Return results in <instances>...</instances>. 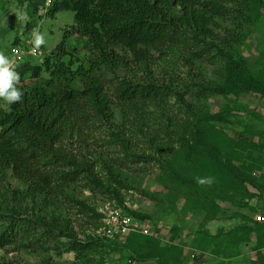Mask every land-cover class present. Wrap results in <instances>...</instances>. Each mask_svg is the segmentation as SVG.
Listing matches in <instances>:
<instances>
[{"label": "trees", "instance_id": "obj_1", "mask_svg": "<svg viewBox=\"0 0 264 264\" xmlns=\"http://www.w3.org/2000/svg\"><path fill=\"white\" fill-rule=\"evenodd\" d=\"M59 11L74 12L76 24L41 63L27 60L15 69L16 87L24 95L7 109L0 108V248L32 253L42 264L66 251L75 254V264H86L100 248L125 253L139 263L184 264L182 246H163L154 235L102 239L87 234L101 225L103 215L76 198L79 184L114 190L122 199L108 179L98 175L100 159L88 157L81 127L98 132L111 128L115 144H125L129 134L135 135L134 124L144 133L148 105H162L185 91L194 101L191 122L175 142L165 144L174 146L175 158L166 164L174 179L202 187L186 170L219 168L222 183L231 186V200L252 196L246 183L261 190L244 158L236 155L242 167L234 165L229 139L217 127L216 122H229L231 111L211 113L204 102L214 94L264 97V77L254 73L243 51L253 28L264 20V0H53L47 16ZM37 25V20H29L25 31ZM73 35L86 38L87 64L75 66L73 57L64 59L70 55L66 46ZM68 202L89 215L91 227L82 232L84 239L67 222ZM124 209L138 219L147 218ZM260 259L264 264V256ZM2 264L13 262L4 259Z\"/></svg>", "mask_w": 264, "mask_h": 264}, {"label": "rangeland", "instance_id": "obj_2", "mask_svg": "<svg viewBox=\"0 0 264 264\" xmlns=\"http://www.w3.org/2000/svg\"><path fill=\"white\" fill-rule=\"evenodd\" d=\"M44 2L0 0V51L8 56L16 40H32V31H25L27 22L32 19L38 21L37 28L45 35L46 43L40 46L44 51L51 53L63 41L67 31L76 24L75 14L59 11L54 17L47 16ZM18 13L22 15L18 16ZM85 43L83 36H70L66 46L70 55L64 59L68 61L73 57L77 62L75 66L87 64ZM243 51L254 73L264 77V73H260L264 66V20L253 28ZM43 57H31L30 61L41 63ZM27 82H31L28 77ZM184 93V96L164 100L162 105H148L142 122L144 133L138 123L134 124L131 129L135 135L129 134L125 144H115L111 128L98 132L88 127L82 130L81 127L87 139L88 157L94 162L100 159L95 167L98 175L108 179V184L120 192L122 201L114 190L109 192L98 186L83 188L85 182L79 184L81 186L75 189L74 194L79 200L96 206L98 211L109 202L147 215L144 220L150 221L152 232L163 246L177 244L183 247L184 264H262L264 231L260 228L264 224L259 217L264 212V97L256 93H243L239 97L214 94L204 102L211 113L225 109L231 111L229 122H216L217 127L223 129L229 139L234 165L242 167L235 161L236 155L244 158L248 168L253 170L252 177L261 187L258 190L246 183L252 196L234 201L229 198L234 195L231 186L222 183L224 173L221 169L203 171L199 168L198 173L187 169L186 175L202 185L196 187L178 183L166 166L175 158V150L171 144L169 148L165 144L176 141L181 131L183 133L182 127L191 122L194 114V106H190L194 101ZM0 108L7 109V103L0 100ZM218 174L220 176L216 177ZM119 181L125 185L119 186ZM13 185H18V182H13ZM224 189L226 192L222 193ZM257 197L261 199L252 201ZM64 209L69 218L67 222L83 237L82 232L91 227L89 215L75 202H68ZM21 253L11 247L0 248V263L5 259L13 264H42L36 255ZM54 258L56 260L50 264H75L76 261L71 251ZM128 259L125 253L100 248L89 255L86 264H128ZM140 264L159 263L148 260Z\"/></svg>", "mask_w": 264, "mask_h": 264}, {"label": "built area", "instance_id": "obj_3", "mask_svg": "<svg viewBox=\"0 0 264 264\" xmlns=\"http://www.w3.org/2000/svg\"><path fill=\"white\" fill-rule=\"evenodd\" d=\"M51 0H47L49 4ZM42 51L36 49L31 42L26 45L14 47L11 50V61L14 65L19 64L27 55H41ZM102 213V222L98 227L91 228L87 234L94 238L102 239H124L132 233H141L144 235H154L150 221L138 219L120 206L112 203H105L100 209ZM259 220L264 223V213H261ZM85 238L84 236L82 237ZM193 257L195 255H192ZM128 264H140L137 260L128 259Z\"/></svg>", "mask_w": 264, "mask_h": 264}, {"label": "clouds", "instance_id": "obj_4", "mask_svg": "<svg viewBox=\"0 0 264 264\" xmlns=\"http://www.w3.org/2000/svg\"><path fill=\"white\" fill-rule=\"evenodd\" d=\"M52 2L53 0H51V2L47 4V0H45V2L43 3L45 7H43V9L45 11L46 10L48 11V8L52 4ZM17 15L20 16L22 15V13H18ZM5 19L7 20V17ZM31 35H32V40L31 39H27L25 41L18 40L19 43L16 45L14 44L11 47V50L14 47L26 45L29 41L36 49H40L42 51L41 55H27L22 62L14 65L11 61V56H12L11 50L8 56L5 55L3 51H0V100H3L8 105L21 101L24 95L23 91L20 90L18 87H16V84L19 81V73L15 69L23 65L27 60H30L31 57H43V56L45 57L48 54H50L44 51V49L40 47L41 45L46 43L45 35L38 28L33 29Z\"/></svg>", "mask_w": 264, "mask_h": 264}, {"label": "crops", "instance_id": "obj_5", "mask_svg": "<svg viewBox=\"0 0 264 264\" xmlns=\"http://www.w3.org/2000/svg\"><path fill=\"white\" fill-rule=\"evenodd\" d=\"M252 192H254V191H252ZM258 199H261V198H259V197H257V198H253L252 201H259ZM263 213H264V212H263ZM262 224H264V223H262Z\"/></svg>", "mask_w": 264, "mask_h": 264}]
</instances>
